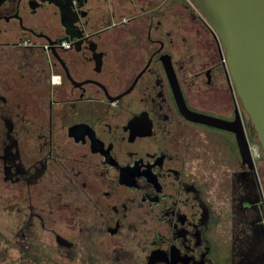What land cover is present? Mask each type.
I'll return each mask as SVG.
<instances>
[{"label":"flooded vegetation","instance_id":"af4514ba","mask_svg":"<svg viewBox=\"0 0 264 264\" xmlns=\"http://www.w3.org/2000/svg\"><path fill=\"white\" fill-rule=\"evenodd\" d=\"M182 97L242 121L254 160ZM0 121L7 223L84 242L87 264H218L264 224V151L194 0H0Z\"/></svg>","mask_w":264,"mask_h":264},{"label":"water","instance_id":"95a60500","mask_svg":"<svg viewBox=\"0 0 264 264\" xmlns=\"http://www.w3.org/2000/svg\"><path fill=\"white\" fill-rule=\"evenodd\" d=\"M194 2L209 20L225 48L238 95L250 115L264 151V0ZM61 11L64 17V9ZM180 105L182 112L189 118L236 130L244 158L254 160L242 121L238 120L235 126L232 122L209 119L190 110L183 97Z\"/></svg>","mask_w":264,"mask_h":264},{"label":"rangeland","instance_id":"374dc122","mask_svg":"<svg viewBox=\"0 0 264 264\" xmlns=\"http://www.w3.org/2000/svg\"><path fill=\"white\" fill-rule=\"evenodd\" d=\"M259 165L264 186V156ZM226 214L228 215V213ZM8 219H11L9 211L4 205L0 204V264H87L85 259L79 257L80 254H84L88 258L92 257L91 260L96 259L91 255V250L88 246H85L84 242L75 245V250L67 249L73 244L72 242L65 244L66 247L61 249L59 244L64 243H61L60 239L59 244L53 242L55 240L53 233L43 232L39 226L36 229H31V227L25 225L24 229H19L18 223H7ZM250 224L252 232H246V235L245 232H242L245 238L246 236L249 238L247 244H250V246L248 245L247 251L243 249L245 248L243 240L235 243L231 241L230 235H224V238L219 240V246H217L218 256L216 261L218 264H234L232 260V253L234 252L238 254L247 253L244 258L249 256L247 261L238 264H264V224ZM64 232L68 233L69 229ZM67 235L72 236V231ZM101 252L98 251L97 253ZM90 264L100 263L90 261Z\"/></svg>","mask_w":264,"mask_h":264},{"label":"built area","instance_id":"2783aa9c","mask_svg":"<svg viewBox=\"0 0 264 264\" xmlns=\"http://www.w3.org/2000/svg\"><path fill=\"white\" fill-rule=\"evenodd\" d=\"M190 2H193V0H189ZM225 58V57H224ZM252 150H253V153L256 155L259 151L258 147L256 144H252Z\"/></svg>","mask_w":264,"mask_h":264},{"label":"trees","instance_id":"16d2710c","mask_svg":"<svg viewBox=\"0 0 264 264\" xmlns=\"http://www.w3.org/2000/svg\"><path fill=\"white\" fill-rule=\"evenodd\" d=\"M254 135H255V136L253 137L254 140L260 142V141H259V138H258V135H257V131H256V129H255Z\"/></svg>","mask_w":264,"mask_h":264}]
</instances>
